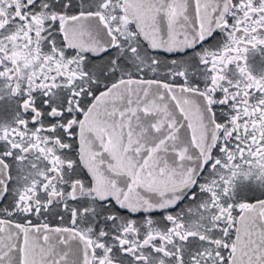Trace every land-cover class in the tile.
I'll return each instance as SVG.
<instances>
[{"label":"snow or ice","instance_id":"6c2138e0","mask_svg":"<svg viewBox=\"0 0 264 264\" xmlns=\"http://www.w3.org/2000/svg\"><path fill=\"white\" fill-rule=\"evenodd\" d=\"M0 264H264V0H0Z\"/></svg>","mask_w":264,"mask_h":264}]
</instances>
